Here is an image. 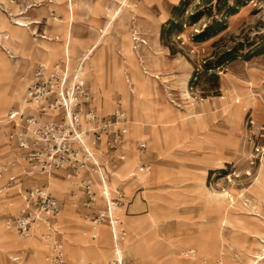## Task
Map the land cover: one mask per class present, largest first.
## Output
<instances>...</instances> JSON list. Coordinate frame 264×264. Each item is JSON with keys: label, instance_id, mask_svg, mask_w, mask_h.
Here are the masks:
<instances>
[{"label": "rangeland", "instance_id": "1", "mask_svg": "<svg viewBox=\"0 0 264 264\" xmlns=\"http://www.w3.org/2000/svg\"><path fill=\"white\" fill-rule=\"evenodd\" d=\"M64 1L59 3L57 0L59 12H63ZM96 1L77 0L79 6L75 10L73 38L77 43L79 37L78 46L83 48L82 51L91 43L100 41L101 35L107 30L108 22L103 17L97 24L88 26L93 2ZM102 1L107 13L112 6L115 8V0ZM125 3L131 5L132 15H128L130 10L125 11L123 8L121 18H117L113 28L105 34L104 42H108V48L102 45L93 55L95 59L100 55L102 58L103 70L99 73V79L88 78L101 115L122 106L132 125L133 119L127 106L131 98H139L138 93L143 99L152 93L162 110L152 121L150 133H144L143 136L129 133L126 136L125 143L119 147L126 153L124 162L117 158L118 153L116 155L114 151H107L103 145L97 150L110 173L107 186L111 190H121L124 198L127 192L130 200L132 193H129L133 187L140 185L146 188L142 194L143 203L137 197L138 204L128 206L129 210L125 213L120 208L116 209L120 219L116 226L117 233L123 230L128 234L123 244L118 243L125 263L234 264L235 260L241 261L243 255L237 246H233L232 239L239 243L248 242L254 258L264 246L259 238L264 235V200L250 193L257 179L264 178V121L257 117L258 111L264 112V0H189L183 26L177 29L168 23L163 26L161 45L169 48L168 59L163 56L159 42H153L154 38L150 36L145 47L134 49L130 24L135 22L138 29L142 28L138 17L140 12L136 8V0ZM100 11L101 0H98L94 13L99 14ZM193 15L197 16L194 21L190 20ZM9 19L13 22V17ZM45 21L43 19V24ZM55 28L56 22H53L51 30L56 34ZM200 35L203 37H198ZM2 36L11 46L12 41L7 38V34ZM111 36L117 40L112 41ZM5 48L3 45V52L13 65H18L25 60L23 57H27L23 49ZM38 63L31 64L29 72L23 77L20 76L22 67L19 65L13 80L0 68V97L10 89L18 90L15 94L17 100L9 110L21 102ZM114 66H119L115 76ZM186 90L191 98L206 103V112L201 116L187 115L189 100H184L183 95ZM223 97L225 99H221ZM6 101L4 95L0 109ZM221 104L227 105L226 112H223ZM9 110L5 116L7 124L0 123V163L15 158L21 161V165L15 166L13 171L19 180L15 183V189L9 194L0 193V226L26 248L20 247L16 253L10 254L0 242V264H36L35 249L26 245L28 239H20L16 232L9 230L6 221L20 214L27 190L37 185L46 187L62 204L57 217L64 216L65 220L58 228L55 221L50 235L52 241L61 239L70 264L105 263L107 260L99 258L98 250L105 247L110 252L113 249L111 236L108 242L99 236L98 231H90L83 226L81 240L77 230L70 229L75 225L68 227L70 216L66 213L70 207L87 225L90 222L86 215L92 210L84 209L77 198H72L73 189L78 197L81 193L76 183L73 184L74 180L64 174L52 176L65 184L62 185V191L51 189V175L39 177L37 174H28L24 153L15 148L10 138ZM26 110H29L28 106ZM240 114L242 119H239ZM174 116H177V121ZM179 116L183 119L191 117L195 122L183 127ZM251 121L254 125H251ZM236 122H240L239 127H236ZM143 141L148 145L145 151L138 148ZM143 155L149 157L148 160L154 165L153 172L149 174L140 172V167L147 163L142 162ZM215 155L223 158L222 164L215 162ZM21 173L24 177L20 179ZM40 179L43 182H39ZM4 180L7 181L0 180V189ZM230 191L235 196L234 203L225 201L220 195ZM238 192H246L247 199L238 198ZM126 202L125 199L121 207H125ZM97 203L104 205L99 199ZM252 208L258 209L260 213L255 214ZM222 214H227L231 223L215 225ZM151 217L157 222L150 219L138 221ZM126 219L130 221V226ZM101 223L98 227L110 224ZM218 230H222V236ZM93 235L97 238L92 239ZM217 235L224 241L217 244L212 242ZM126 245L131 246L134 252L125 251ZM139 245L144 246L143 250ZM80 250L87 255L85 261L78 257ZM45 253L49 256L50 264H53L50 246Z\"/></svg>", "mask_w": 264, "mask_h": 264}, {"label": "built area", "instance_id": "2", "mask_svg": "<svg viewBox=\"0 0 264 264\" xmlns=\"http://www.w3.org/2000/svg\"><path fill=\"white\" fill-rule=\"evenodd\" d=\"M8 5H18V1L0 0V7L14 17ZM52 18L60 20L55 16ZM131 31L135 50L148 44L134 26ZM86 60V57L80 58L75 65L66 51L64 57L54 65H40L35 69L34 80L23 100L29 110L9 114L15 129L10 138L17 142V147L24 153L28 174L48 177L56 175L57 171L69 169L71 174L68 178L74 180L73 184L76 183L81 193L78 197L73 189L72 198H77L84 209L92 210L86 215L87 220L91 224L109 222L114 241L122 243L121 235L114 233V224L120 223L114 209L125 204V198L119 189L107 191L110 173L97 150L103 145L107 151H117L123 145L129 134V116L122 106L107 117L92 106V92L84 77ZM251 125H254L253 121ZM138 148L145 151L148 145L143 141ZM124 159V155L119 156V160ZM151 171L150 164L145 163L140 167V172L144 174ZM2 179L7 181L0 193L9 194L18 180L13 172V163H0ZM99 198L104 205L97 209ZM24 200L20 214L6 221L7 228L23 238L29 237L34 222L45 221L49 224V219L62 210L61 202L43 185L27 190ZM96 238L93 235L92 239ZM45 239L51 240V235L45 234ZM52 255L53 264H70L61 245H54ZM109 264L126 263L116 250Z\"/></svg>", "mask_w": 264, "mask_h": 264}, {"label": "bare ground", "instance_id": "3", "mask_svg": "<svg viewBox=\"0 0 264 264\" xmlns=\"http://www.w3.org/2000/svg\"><path fill=\"white\" fill-rule=\"evenodd\" d=\"M61 2H63V0H59V3H61ZM124 4H125V6H124L125 11L130 10L128 15L131 14V12H132L131 11V5H129L125 2H124ZM78 6L79 5L77 3V0H71L70 2H68L66 0L64 1L63 12H61L63 14V18L56 21L55 31H56V34H58V35H56L57 36L56 40H54V39H52V40L37 39L36 37H34V31H33L31 23H28V21L24 20V18H22V17H13V22H12L9 19V17H11V16L9 14H7V12L3 9V7H0V53H1L0 68L4 69V71L9 75V76H7L8 78H12V80H13V77L16 75L15 71L18 69L19 65H21V67H22L20 76L23 77L29 72L28 69H29V66L31 64H36L38 62H42L44 64L50 65L53 61H58L60 58L62 59V57H64L66 51L69 53L72 52L73 54L78 53V51L79 52L82 51V49L78 46L79 37H78L77 43L74 42V38H73V28H74V25L76 23V21H75V10H76V8H78ZM123 8H121L119 14L114 18L113 23L117 18H121L120 13L123 11ZM113 23H112V25H113ZM3 34H7V38L12 41L11 46L9 45L10 43L7 44L8 42L3 40V38H2ZM105 39L106 38H103V41L100 40L97 42V44L98 43H101V44H99V46L97 45L98 47L95 48L92 55L89 57L90 62L87 65V73H88L89 77L99 79V73L102 69V64H101L102 58L100 57L101 56L100 55V56H98L97 59H95V58H93V55H94L96 49H98L102 45L104 48H106V49L108 48V44H107L108 42H104ZM102 42L105 44H103ZM3 45L6 47H10L12 49H15V50L23 49L26 52L27 57H23V59H25V60L20 62L18 65H13L11 63V61L9 60L7 54L5 52H3V49H2ZM102 51H103V49H102ZM115 65H117V64H115ZM118 69H119V66H114V76L116 75V72ZM100 84H101V82H100ZM138 85H139V83H138ZM17 92H18L17 89H10L7 93L4 94V95H6L7 101L4 103V106H2V108L0 109V123L2 125L7 124V121H5V116L9 110V107L14 105L16 100H17V97H15V94ZM4 95L0 97V103L2 102ZM138 95H139V98L138 99L131 98V101L128 103V106H127L128 110L132 116V119H133V124L131 125V129H130L129 133H136L139 136H141V135L143 136L144 133H150L149 131L153 128L152 127V121L158 116V114L162 110H161V107L154 100L152 93H150L149 96L145 97L144 99L141 98L139 93H138ZM183 95H184V100H186V101L189 100L187 102V105H186V111L188 112L187 115L201 116L202 113L206 112V109H205L206 103L204 102V100L196 101L195 99L190 97V93L187 90L184 92ZM221 99H225V98L223 97ZM21 102L16 104V108H22L23 112H27L26 107L28 105H26V104L21 105ZM226 106H227L226 104H221V108L223 109V112L227 111ZM178 113H180V112H178ZM176 117H175V119L177 121L178 118H176ZM183 118L184 117L179 116V119L182 120L181 126H183V127H186L187 125H191L195 122V121H193V118H191V117L188 119H183ZM239 119H242V114L239 115ZM235 124H236V127H239L240 122H236ZM155 139H157L156 135H155ZM214 160L216 163L222 164L221 161L223 160V158L215 155ZM52 176L53 175L50 176L51 177L50 178L51 179L50 180L51 181V184H50L51 189L54 191H62L63 190L62 185H65V184H63V182H61L60 180H58L56 178L53 179ZM5 183H6V181L4 180V183L2 185L4 186ZM107 188H108L107 191L111 190L108 186H107ZM250 193H251V195H256L259 198L264 200V178H258L257 179V184L254 185V189ZM220 195L222 196V198L225 201L233 202V203L235 202V196L231 191L230 192H224ZM237 195H238V198H240V199H243V200L247 199L246 192L245 193L244 192H238ZM134 204L135 205L138 204V199H136ZM246 206H247V204H246ZM247 207H250V206H247ZM116 208H121V207H115V209H114V213L116 214V216H118L116 213ZM252 210L254 211L255 214L260 213L259 210L256 208H252ZM64 213H66V212H64ZM66 214L70 216V219L67 220L70 223L68 225V227L75 225V227L72 226V228H70V229L77 230V232H78L77 236L81 240H83V238L81 237L80 231L83 230L84 227L89 229L90 231H92V230L95 232L98 231L99 236H101L102 238H105L106 241H108V242H109L110 236H111V241L114 244L113 249L109 252L108 248H105V247L100 248L99 247L100 248L98 250L99 258H104V259L108 260L110 258V256L113 253H115L116 250L122 255L123 251L121 250L118 242H115L113 239V229H112L110 224L109 225L106 224V225L99 226V227H98V225L100 223H98V224H91L90 223L91 225L90 224L87 225L84 223L81 216L77 212H75V210H73L71 207L69 209V212H67ZM63 217L64 216L56 217L57 226L59 224H62V222H64L65 219ZM118 218H119V216H118ZM149 219L155 223L157 222L152 217L147 218L145 220L141 219L138 221L141 222V221H146ZM126 222L128 224L130 221H128L126 219ZM219 223L220 224L231 223V220L229 219L227 214H222L221 216H219L215 225H217ZM43 224H45V223H43ZM41 225H42L41 222L34 223L32 225L29 237H27V238H23L20 236L19 237L22 239H28L26 242V245L28 247L35 249V251H36V256H35L36 264H50L49 256L45 253L46 248H49V246H50V249L53 251V247L55 244H59L62 247H63V244L60 241H52V240L48 241V240H46L44 234L47 231V229L44 227H41ZM116 226L117 225L114 224V228H115L114 233L116 235L120 234L123 241H125V239L127 237V232L118 231V233H119L118 234L117 230H116L117 229ZM68 227L65 228L66 231L69 230ZM87 229H85V230L87 231ZM90 233H92V232H90ZM109 233H110V235H109ZM83 234L85 235V233H83ZM218 234L220 236H222L223 235L222 230H218ZM220 238L221 237H219L217 235V237L212 242H214L216 244L219 242H223L224 239L222 241ZM255 238L258 239V237H256V236H255ZM259 238H260V240L262 239V241H260V243L261 242L264 243V235L259 236ZM209 241H211L210 238H209ZM0 242L3 244V246L7 247L10 254L16 253V251L20 247L26 248V247L22 246L21 244H19L15 239L11 238L7 234L6 230L1 226H0ZM232 242L234 244L233 246H237L239 248V252L242 253V255H243V257L241 258L242 260L241 261L235 260L234 264H264V246H262L261 252L257 256H254V258L259 259L257 261L252 257L253 251L251 249H249V243L248 242L239 243V242L235 241L234 239H232ZM115 247H117V248H115ZM140 247H142V245ZM143 247H142V249L141 248L140 249L143 250ZM125 251L134 252V249L131 246L126 245ZM78 257L81 261H85L87 259V255H86L85 251H83V250L79 251ZM70 258H72V257H70ZM109 262L110 261H108V264H109Z\"/></svg>", "mask_w": 264, "mask_h": 264}, {"label": "crops", "instance_id": "4", "mask_svg": "<svg viewBox=\"0 0 264 264\" xmlns=\"http://www.w3.org/2000/svg\"><path fill=\"white\" fill-rule=\"evenodd\" d=\"M17 1H18V5H8V8L12 11V13L14 14V17H22V18H24V20L28 21V23H31L33 31H34V36H36L37 39H40V40H52V39L56 40L57 39L56 35H58V34L53 33L52 30H51L53 22H56L55 20H53L52 16H55V17H57L59 19L63 18V14L61 12H59V10H58V6L59 5H58L57 0H40V1H37V0H17ZM128 1H130V0H122V2H117L115 0L114 1L116 3L115 4V8L112 6L111 10L109 11V13H107L106 10H105V3H104V1L101 0V11H100L99 14H95L94 13V8L96 7V4H97L98 0L96 2H93V7H92V10H91L92 15H90V17L88 19V26L91 25L92 23H96L97 24L99 19H102V17H103L104 21L108 22V25L105 28L107 30L103 32L104 33L103 35H101L102 36L101 37L102 41H103V38H105L107 36L105 34H107L109 29L112 27V23H113L114 18L119 14L121 8H123L125 6L124 2H128ZM136 1H137L136 8H138L139 12H140L139 15H138L139 22H140V25H141L142 28L138 29L137 25L135 24V22L134 23L132 22L130 24V29L134 25L139 31H141L140 33L147 40V42H149V37L148 36L153 37L154 38L153 42H157V41L159 42V46L161 48L163 56L167 57V59H168V55H169V52H170L169 48L164 46V45H161L162 29H163V26H165V24H167L171 19H173L174 14H175V9H176V7L179 6V4L182 2V0H136ZM41 4H43V5L41 6ZM43 19L46 20L45 24H43ZM48 22H50L51 24L48 23ZM41 26H44V28H47V30H45L44 28H41ZM40 28H41V30H40ZM149 34H151V35H149ZM51 35H53V36H51ZM111 39H112V41H116L117 40V39H114L113 36H111ZM99 44H101V43H98V44L95 43L94 44V42H93L88 47H86L84 49V51H82L80 53H76V54H73L72 52L70 53L75 65L77 64L78 59L83 58V57L87 58V60L85 62V68H84V77H85V79L87 81V84L90 87L91 92H92V103L91 104L97 111H98V109H97L98 107L95 104L96 97H95L94 92L92 91V88L90 86L89 79H88L89 76H88V73H87V64H88V61H89V57L92 55L93 51L95 50V48ZM8 48H10V47H7L5 49H8ZM81 49H83V48H81ZM144 51H145V48L142 50V52H144ZM110 57H112V54L110 55ZM56 62H54L53 64H50V65H54ZM40 65H49V64L38 63L36 65V67L34 68V71ZM34 71H33V75H32V81L27 86L25 91L28 90V88L30 87V85L32 84V82L34 80ZM25 94L26 93L24 92V94H23V96L21 98V101H22L21 105H24L23 99H24ZM18 110H19V112H23L22 108L14 107V108H11L9 110V113L12 112V111H18ZM257 113H258V115H257L258 119L260 121H264V112L263 111H258ZM111 114H112V112L109 113V114L103 115V116L107 117V116H109ZM49 119H52V118H49ZM8 124H9L10 132L15 130L14 129V125H13V123L10 120H8ZM130 129H131V121H130V117H129V132H130ZM12 144L13 145L15 144L14 145L15 148L18 149L16 141H13ZM102 150L104 151V148H102ZM114 152L116 153V155L118 153L119 156L120 155H125V157H126V153L122 149H119V150L114 151ZM119 156H117L118 159H119ZM143 156H142V159H143L142 162L150 163V161L148 160L149 157H145L144 156V158H143ZM125 159H124V161H125ZM10 162L13 163V171H14L15 166L20 167L18 165L19 164L21 165V161H19L18 159H15V158H13V161H10ZM150 165H152V167L154 168V165L152 163H150ZM152 172H153V169H152ZM61 173L64 174L65 176L69 177V175L71 174V171L69 169H63V170L57 171L56 175L61 174ZM79 175H81V174H79ZM20 176H21V177H19L20 179L22 177H24V175L22 173H21ZM68 179H70V178H68ZM39 182H43V181L40 179ZM135 188H136V191L133 192V190ZM144 189H146V188L145 187L143 188L140 185L133 187V189L129 193V195L132 193V196L130 197V200H128L129 196L127 195V192L125 193V190L123 189L124 193H125V199H126L127 202H126L125 207H121L120 209L123 210L124 213H125L126 210H129L128 206L129 207H130V205L131 206H135L134 203H135L137 197H139V199L142 201L143 200L142 199V194L144 192ZM16 191H20V190L16 189ZM48 192L52 196L57 198L56 195H54L52 192H50V191H48ZM2 198L6 199L7 197H2ZM99 200L103 201L101 198H99ZM142 203H143V201H142ZM23 206H24V201H23ZM101 206L102 205H98L97 204V209L100 208ZM116 213H117V210H116ZM57 215H55V216H53V217H51L49 219V224L44 222V221H36L34 223L41 222L42 223L41 227H44V228L47 229V231L45 233H50L51 234V230L55 227L54 223L56 221ZM43 223H45V224H43ZM58 226L56 228H58ZM56 231L58 232L57 229H56ZM121 231H123V230H121ZM127 236H128V234H127ZM20 239H22V238H20ZM55 241H61V239L55 240ZM123 243H124V241L122 243H120V244H123ZM108 261H109V259L105 263H99V264H108Z\"/></svg>", "mask_w": 264, "mask_h": 264}, {"label": "trees", "instance_id": "5", "mask_svg": "<svg viewBox=\"0 0 264 264\" xmlns=\"http://www.w3.org/2000/svg\"><path fill=\"white\" fill-rule=\"evenodd\" d=\"M189 7V0H182V2L179 4L178 7L175 9V14L173 19H171L168 24L173 25V28L177 29L183 26V16L184 13L186 12L187 8ZM197 16L193 15L190 20L194 21ZM194 23V22H192ZM203 37V35H200L198 37Z\"/></svg>", "mask_w": 264, "mask_h": 264}]
</instances>
